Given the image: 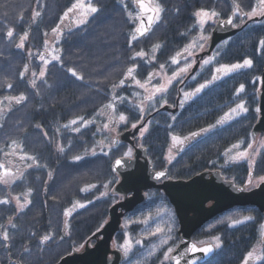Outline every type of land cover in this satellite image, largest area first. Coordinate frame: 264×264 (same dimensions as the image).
I'll use <instances>...</instances> for the list:
<instances>
[{"label":"trees","instance_id":"16d2710c","mask_svg":"<svg viewBox=\"0 0 264 264\" xmlns=\"http://www.w3.org/2000/svg\"><path fill=\"white\" fill-rule=\"evenodd\" d=\"M65 1L47 0L44 11L41 6L43 0H0V19H12L10 23L0 22V100L6 107L5 97L21 94L26 97L18 108L0 114V156L12 139H21L25 144L29 125L33 124V118L29 117L33 115V109L43 114L61 112L60 142L64 149L58 159L54 179L46 187V193L43 191V183L29 184L31 188L34 187L29 207L17 212L11 205H0V226L3 224V216L6 215L14 216L12 224L19 228L10 232L8 242L0 241V264H6L8 259H17L20 264H54L68 253L71 247L80 245L101 226L107 217L109 206L116 200L109 195V190L115 182L111 163L125 155L128 147L122 143L112 146L109 140L107 149L104 147L96 152L97 156H92L91 151L97 145L99 136L95 127L89 124L84 126L80 118L88 121L91 118L87 117V114L93 112L96 115L100 108L114 101L118 113L128 115L127 125L120 127L119 131L128 129L132 123L137 124L146 118L139 116L138 107L130 100L135 96L132 95L134 89L129 88V79L125 78L128 68H133L131 78L134 81L148 82L150 75L154 70H158L161 64L165 65L163 69L170 75L176 68H184L193 63L192 58L178 64L172 63L175 55L191 45L195 34L199 32L198 26L193 22L171 23L172 14L169 7L172 0H156L162 11L152 31L148 37L136 38L133 42L129 37L133 33L131 22L126 17L128 9L110 2L107 8H100L92 23L81 25L75 32L61 38L56 46L61 51V60L50 63L45 79L41 82L39 80L36 87H30L28 83L35 79L28 77L25 65L32 66L35 72L39 71L37 56L45 46L42 29L53 27L54 13L58 11L56 8ZM205 1L224 4L223 0ZM236 3L241 10L251 11L252 7L257 6L258 0H236ZM187 4L191 5V2ZM34 12H39L40 15L34 18ZM44 23L47 24L43 25ZM8 28L13 29L12 39L6 35ZM25 32L28 33L24 41L25 46L17 49L19 38ZM260 39H264V21L251 22L227 39V43H220L210 56L212 63L202 65L194 75L195 79L191 78L181 88V93L189 92L201 83L210 81L215 68L220 64H242L244 59H250L253 61L252 67L243 68L209 84L200 94L187 100L183 108L180 107L173 115L176 120L166 112H158L149 119V131L140 142L141 146L146 148L147 157L155 171L166 170L167 177L186 180L203 170L217 169L225 179L232 180L237 186L246 182L248 161L234 162L228 157L226 150L239 143L241 147L237 150L243 151L247 143L254 141L251 129L258 115L256 92L264 65ZM154 45L159 47L153 62L133 57L135 53L148 50ZM68 68L76 70L83 79L76 80L67 72ZM21 72L25 73L23 77L20 76ZM121 80L125 81L123 88L114 96L111 89L120 85ZM157 82L152 80V84ZM241 83L245 84L246 91L240 96L248 108L247 113L241 114L224 126L216 125L213 130L202 133L187 146L181 148L179 144H174L171 139L173 135L183 140L185 136H191L192 132H200L201 128L216 124L225 112L235 107L236 103H239L235 89ZM9 84L12 85L11 88ZM178 86L179 82L173 83L163 95L151 101L147 115L161 105L174 104ZM153 103L155 107H152ZM71 114L74 116L70 117ZM47 119L52 124L56 122L55 117ZM73 119L78 121L77 125H71ZM76 127H80V132L72 133ZM46 128L48 130V127ZM30 134L34 145H46L39 133L31 131ZM104 151L109 152V156H103ZM259 153L264 154V148H260ZM76 154L83 159L75 161ZM261 154L255 157L253 171L256 177L264 175V155ZM105 184L109 187L105 188ZM24 187L26 190V186ZM5 192H0V195ZM75 202L84 204L85 207L74 211L67 218L66 229L59 242L61 252L47 256L46 252H43L44 249H41L43 244L36 237L35 240L28 239L29 233L36 235L37 227L40 228L41 234L46 233L44 230L54 228L60 211L64 216V211ZM162 210L170 212L173 228L169 232L156 233L159 235L155 239L146 238L149 232L139 230L138 218L142 219L146 215L154 217ZM244 216H252L253 220L234 224L237 220H243ZM59 224L60 219L57 226ZM123 225L124 231L115 237L117 248L124 251L121 245L123 239L128 236L132 240L133 253L136 252L133 258L138 259L140 264H168L163 254L176 243L177 222L172 207L159 191H148L144 203L124 217ZM263 231L264 219L257 208L235 207L204 224L194 233L192 239L196 243H212L215 247L212 257L203 264H242L243 258L259 243ZM56 235H59L58 230ZM163 235L167 237V244L162 243L165 240L161 239ZM216 237L220 238L219 241ZM137 240L140 241L139 244L136 243ZM157 240H161L158 251L150 258H143L141 252L150 242ZM27 242H31L30 249L25 251L22 246ZM5 243L8 249L5 248ZM217 243L220 247H216ZM261 247L263 258L256 264H264V246ZM128 258L127 256L123 263Z\"/></svg>","mask_w":264,"mask_h":264},{"label":"water","instance_id":"95a60500","mask_svg":"<svg viewBox=\"0 0 264 264\" xmlns=\"http://www.w3.org/2000/svg\"><path fill=\"white\" fill-rule=\"evenodd\" d=\"M144 2L145 8L153 9L146 1ZM135 5L140 12L136 29L138 27L145 28L143 36H140L136 29L135 35L138 38H143L153 25L152 22L149 26L147 20V16L152 13L142 12L138 0L135 1ZM238 11L240 12L241 9L238 8ZM263 19L264 17L261 16L253 17L251 20L238 25L237 28L230 26L221 28L218 26L219 20L214 25L205 43L206 48L195 55V62L184 81H187L196 73L201 60L210 56L219 43L241 31L250 22H257ZM182 85L178 86V95L174 107L163 105L143 122L138 123L136 128L125 130L112 139L116 143L119 141L126 144L133 150L130 158L127 156L116 158L123 161L117 170L113 171V168H116V159L111 163V172L116 178V182L110 188L109 195L117 200L109 206L107 217L101 226L92 232L78 249H72L55 264H122L124 255L115 247V237L124 230V216L144 203L146 193L151 190L159 191L167 199L176 218L178 243L173 249L174 251L169 254L172 257L169 260L170 264H175L176 260H179L180 264H203L210 259L215 252L214 245L211 243L197 245L193 242L192 237L204 224L223 212L235 207L253 206L257 208L260 215L264 218V185L257 184L250 188L249 178L242 186H237L232 180L225 179L219 170L206 169L186 180L171 179L167 177L166 170H158L164 171L166 177L160 180L155 179L157 171L153 169L149 162L146 148L141 146L140 140L136 143L135 137L148 119L157 112L169 114L177 112ZM256 96L257 109L260 111H258L257 119L251 129V137L255 138V142L260 135L264 139V65ZM197 138L184 142L180 147L191 144ZM115 144L112 145L114 146ZM260 242L264 245V234ZM193 246L198 249L211 247L212 252L205 255L202 252L192 253L188 251Z\"/></svg>","mask_w":264,"mask_h":264},{"label":"flooded vegetation","instance_id":"af4514ba","mask_svg":"<svg viewBox=\"0 0 264 264\" xmlns=\"http://www.w3.org/2000/svg\"><path fill=\"white\" fill-rule=\"evenodd\" d=\"M135 1L136 0H80V2L83 3L85 7L82 9L74 10L72 13H69L68 17H66L65 19H63V21H61L60 18L63 16L64 12L67 11V9L72 6V4L77 3V0H66L58 8H56L58 11L56 13H54L55 20L53 21V25H52L53 27L52 28L57 27V25H59L58 32L53 33L52 28H48V29L44 28V29H42V33H43L42 36L44 37V40L47 41V43L49 42V40H52V42L53 41L59 42V41H61V38L64 35H66L68 33L75 32L81 24L84 25V24L93 22L95 15L97 13L96 14L87 13L86 12L87 6L91 5V6L97 7L98 9L103 8V7L107 8L109 6L110 2H113L114 4H117L120 8H123L125 10L128 9V11L131 10V15L130 16L126 15V17L131 22L133 36L138 38L135 35V29H136V26H137L139 18H140V12L136 8ZM144 1H146L149 4V6L153 9L158 5L156 0H144ZM188 2H191V5H188L187 4ZM223 2H224V4L223 3L222 4H219V3L218 4L217 3L211 4V3H207L205 0H192V1L191 0H172L170 2V7H169L171 14H172L171 23H173V24H180V23L186 24V23H192L193 22L194 25L198 26L199 32L195 34V36L192 40L198 39L199 37L203 38L204 36H206V39H204V40L207 41L214 25L219 20L227 19L228 16L230 14H232L234 11L239 13L238 8H237L238 4L236 3V0H223ZM41 6H42V9L45 11L46 6H47V0H43ZM256 7H258V8L260 7V0H258ZM200 9H204V10H207L209 12L216 11L219 14V16L208 19L209 22H207L204 25V27L201 28L200 25L198 24L199 18H197L195 16V12L197 10H200ZM243 12H250V11H243ZM256 16H259V15H256ZM256 16H254V17H256ZM157 18L158 17L154 18L152 27L150 28L149 32L143 38L149 36V33L152 31V28L155 25ZM233 18H234L235 22L237 23V25L243 24L245 21L249 20V19H247V17H245L244 22L241 23L239 14L234 16ZM81 20H85L86 22L80 24ZM11 21H12V19H0V22H3V23H10ZM262 21H264V19ZM46 24L47 23H44L43 25H46ZM46 38H48L49 40L48 39L46 40ZM140 39H142V38H140ZM206 41H205V43H206ZM56 46H57V44L55 45V48H53V49H58ZM44 47L46 49V45ZM45 49H43V50H45ZM58 50L59 51L56 54L60 56L61 51H60V49H58ZM178 53L180 55L177 56V54H176V56H175V58L177 59V64L183 62L187 58H192V60H193L192 64H194V62H195L194 57L199 52L196 53L194 56L192 55L191 57H189L188 51H186V49L183 48ZM46 56H49V53H46ZM37 59H38V62L40 64V66H39L40 67L39 71H40V69L42 67H44V65L39 58H37ZM49 59L51 60L50 56H49ZM204 60H205V58L201 60V64H200L199 68L202 67ZM52 62L53 61H51L50 63H52ZM179 70H180V68H176L173 73L179 72ZM189 70H190V68H188L187 71L185 73H183L181 76H178L177 79H175V82H179V85L183 84L182 86H184L185 83L188 82L193 77L192 76L187 81H184L187 74L189 73ZM27 71L29 74L28 77L31 79H35V86H33V83H32L33 81L28 83V85L30 87H36L37 85H39V83H37L39 80L41 82V80L45 79V77L41 78L39 76V71L35 72V69L32 66L31 67L28 66ZM33 72L36 73L35 77H33V75H32ZM46 73H47V68L45 70V75H46ZM173 73L170 75L173 76ZM42 83L44 86L46 85L45 82H42ZM166 91H167V89L162 93H156V95L153 96L151 100L145 99L146 107L143 108L144 109L143 113H141V111L139 110L140 108L138 109L139 110L138 113L140 114L139 116L140 117H143V116L148 117L150 114L156 112L160 107L157 109H154L153 111H150V113L147 115L149 103L151 101H153L154 99L163 95ZM194 91H195V89H192L189 92H194ZM34 93H36V91H34ZM183 96H184L183 93H181L177 112L180 109V101H181V99H183ZM176 98H177V96H176ZM175 101H176V99H175ZM175 101H174V104H167V105H171L172 107H174ZM6 104H7V106L6 107L3 106L2 109L0 110V114L3 111L10 112V111L14 110L15 108L19 107V104H15V102H12V104L9 105L8 100L6 101ZM164 105H166V104H164ZM115 106H116V104H115ZM33 111H34L33 115L29 116V117L33 118V124L29 125V131H28L29 135L27 136L25 144L22 143L21 139H19V140L18 139L17 140L12 139L11 142L9 143V145L7 146L6 150L3 151L1 156H0V165L4 166L2 169H0V172L8 171L9 173L12 174L13 177L19 176L20 172L23 173L22 176H19V178L14 179V181L11 182L10 185H6L5 183L0 182V189L4 190V191H0V192L2 193V192L6 191L5 194L0 195V199H8L10 201V203L7 205L8 206L11 205L13 208L16 209L17 212H20L21 210L18 209L16 198H19L20 203L23 204L25 202V198H26L27 193L30 192V195H27L28 201H30L34 195L33 194L34 187L31 188L29 186V184H37L40 182L43 183V185H44L43 191H44V193H46V187L48 186L49 182L52 179H54L56 169L58 168V159H60V157H61L60 155L62 154V152L59 151V149L62 148V144L60 142V136L62 133V125L59 123L60 122L59 116L61 115V112L60 113L57 112L56 114H43V113H40L39 111H36L34 109H33ZM176 113L170 114V115L173 116ZM91 114H92V116L95 115V114H93V112ZM91 114L90 115L87 114V117L91 118L92 117ZM119 115H124L125 117H128L127 114L122 113V112L118 113V117H119ZM73 116L74 115H72L70 117H73ZM47 117H55V119H56L55 124L50 123L49 120L47 119ZM60 117H62V116H60ZM67 117H69V116H67ZM75 117H78V116L75 115ZM147 124H148V121L145 124V126H147ZM123 126L124 125L117 127L118 130H117V133L115 134V136L118 135L119 133L131 128V127H129L128 129L119 131V128L123 127ZM46 127H48V130ZM31 131H35V133L36 132L39 133L41 135V137L43 138L44 142H46V145H43V147L34 145L33 139L32 140L30 139V135H31L30 132ZM72 133L77 134V132L75 130H73ZM135 138H136L135 142L137 143L141 139V136H139L137 134V136ZM111 141H112V139L110 140V144H111ZM31 143H32V146L30 147ZM118 143H121V142L118 141L116 144H118ZM122 144H124V143H122ZM127 147L130 148L129 146H127ZM177 151H179V148L177 149ZM21 156H31L34 159L33 160H27V159L21 160L20 159ZM76 156H77V154H76ZM120 157H126V156L122 155ZM74 158H75V156H74ZM29 165H32V166L29 167ZM49 172L53 173V176L51 179H49V177H48ZM4 179H10V177H5ZM115 182H116V178H115ZM24 186H26V190H25ZM16 190H18L17 193H16ZM43 196H45V195H43ZM30 205H31V203H28L27 207H29ZM78 205L79 204L77 202H75L66 210H71V214H72L74 211H77L80 208ZM75 206H76V208H74ZM27 207H25V208H27ZM68 217L62 216V213L60 211L59 216H58V218L60 219V224H59L60 227L57 226V223L59 222V219H58L56 226L54 228H49L47 230H44L46 233L41 234L40 228L37 227L36 228V231H37L36 235H34L33 233H29L28 239H34L35 240V237H36L41 242L45 235L49 236V240L44 241L42 243L43 246L41 247V249L42 248L44 249L43 252H46L47 256L52 255V253H54V255H58L61 252V247L59 245V242H60L62 235L64 233V229H66ZM13 218H14V216H6V215L3 216L2 220H1V222L3 224L0 226V241L1 242H4L3 241V233L5 231H7L9 236H10V232L19 229L18 227H14V228L12 227V223L14 220ZM123 220H124V218H123ZM47 225H48V223H47ZM57 230L59 231L58 236L56 235ZM263 233H264V231H263ZM177 243H178V240H177V235H176V243H175L173 249L176 247ZM194 243H196V242H194ZM206 243H208V242L204 241V242L196 243V244L197 245H204ZM30 244H31V242L30 243L29 242L23 243V246H22L23 249H30ZM80 245H77L75 247H71L70 251L72 249H78L80 247ZM5 248L8 249V246ZM119 250L123 253L124 257L126 258L124 251L122 249H119ZM258 252L261 255V257H263L262 247L259 249ZM47 253H49V254H47ZM68 253H66V254H68ZM167 261H168V264H170L169 260H167ZM258 262H260V261H258ZM258 262L255 261V258H251L248 261V264H256ZM6 264H20V263H19V260H17V259L16 260L15 259H8V260H6ZM242 264H244V260H243Z\"/></svg>","mask_w":264,"mask_h":264},{"label":"snow or ice","instance_id":"6c2138e0","mask_svg":"<svg viewBox=\"0 0 264 264\" xmlns=\"http://www.w3.org/2000/svg\"><path fill=\"white\" fill-rule=\"evenodd\" d=\"M138 3H139V7H140L142 12H150V13H152L151 15L147 16L148 24L150 26L152 24V22H153V19L155 17H158V15L162 11V9L160 8L159 5H157L154 9L145 8L144 0H138ZM84 7H85L84 4L81 3L80 0H77V3L72 4V6L69 7L67 9V11L64 12L63 16L60 18L61 21H63V19L68 17L69 13H72L74 10L82 9ZM237 8H239L238 5H237ZM99 10L100 9H98L97 7H94V6H91V5L87 6V8H86V12L89 13V14H96V13H98ZM238 14L240 16L241 23L244 22V18L245 17H247V19H249V20H251L256 15L264 17V0H260V7L259 8L258 7H252L250 12H243L241 10L238 13V12L234 11L232 13V15H229L226 20H220L219 23H218V26L221 27V28H224V27H227V26H230L232 28H237L238 25L235 22L233 17L238 15ZM39 15H40L39 12H34L33 13V17L34 18L39 16ZM195 16L197 18H199L198 19V23L201 26V28H203L204 25L207 23L208 19L213 18V17H218L219 14L216 11L209 12L207 10L200 9V10H197L195 12ZM85 22H86L85 20H81L80 21V23H85ZM58 28H59V25H57V27L52 28V32L53 33H57L58 32ZM136 32L139 33L140 36H143L144 33H145V28L144 27H138L136 29ZM6 35H7V37L9 39L14 38L13 29L12 28H8ZM27 37H28V33L27 32H25L23 35H21L20 38H19L20 42L16 45V47L17 48H24V46H25L24 41L27 39ZM203 38L206 39V37H203ZM134 39H136L135 36H133V40ZM225 43H227V41H225ZM259 44H260L261 52H262V54H264V39H260L259 40ZM45 45H47V41H45ZM157 47H159V45H157ZM200 47L203 48V45H200ZM58 51H59L58 49H53L52 52L49 53V56L51 57V60L49 59V56H46L44 53L40 54L39 59L42 61L43 65H44V67H42L40 69V71H39V76L41 78L45 77V70H46L47 66L50 64L51 61L59 62L61 60V57L56 54ZM30 55H31V53H30ZM179 55L180 54L177 53V56H179ZM136 56L143 57L144 53L142 51L141 52H137ZM172 63L173 64L177 63V59L175 57L172 59ZM208 63H209L208 60H204V64H208ZM252 65H253V61L250 60V59H244L242 64L241 63L220 64L219 67L215 68V70H214V72L212 74V78H211L210 81H207L206 83H201L199 85V87H197L195 89L194 92L185 91L183 93L184 99L180 101V107L183 108L185 106V103L187 102V100H189L192 97H195L198 94H200L202 92V90L206 89L208 87V85L212 84L214 81L220 80L223 77H227L229 74L236 73V72H238L239 70H241L243 68H251ZM160 67L163 69L165 67V65L161 64ZM188 68H191V64H187L184 68H180L179 72L173 73L172 78L170 80H168V84H171L172 81L177 79L178 76H181L183 73H185ZM27 69H28V66L25 65V71H27ZM67 72L72 77H74L76 80H82L83 79V77L81 75H79L78 72L76 70H74L73 68H68ZM132 73H133V68H131V67L128 68V74L131 75ZM24 74H25L24 72H21L20 76L23 77ZM32 75H33V77H35L36 73L33 72ZM151 78L152 77L150 75L149 81L151 80ZM192 78L195 79V76H193ZM124 82H125L124 80H121L120 84L123 85ZM32 83H33V86H35V80H33ZM136 84L139 85L140 87H145V85L141 84V82L139 80H136ZM8 86L10 88L12 87L11 84H9ZM164 91H165V85L162 84V85L154 88V90L152 91V94L150 96L146 97L145 99L146 100H151L152 97L156 95V93H162ZM245 91H246L245 84L241 83L239 85V87L235 89V92L237 94V99L239 100V103H236L235 107L230 108V110L228 112H225L224 115L220 119H218L216 121V125L224 126L229 121H232L236 117L241 116V114L248 112V108H247L243 98L240 96V94L244 93ZM5 99L8 100L9 101V105H11L12 102H15V104H21L23 101L26 100V97H25V95L21 94L19 96H7V97H5ZM121 99H123V98H121ZM161 106H163V105H161ZM108 107L111 108V107H113V105L109 104ZM152 107H155L154 103L152 104ZM140 111H141V113H143L144 109L141 108ZM257 111H260V110L258 109ZM80 119L83 121L84 126H86L89 123V121L84 120L83 117H81ZM118 119H119L120 122H123V121H125L126 117L124 115H120ZM172 119L176 120L177 118L175 116H173ZM77 123H78V121L76 119L71 120V125H77ZM104 127L105 128H109L110 125L105 124ZM132 127L136 128L137 127L136 123H132ZM214 127H215V125H210L209 128H201L200 132H192L191 136H185L183 138V140H181L180 137L175 136V135H173L171 137V139H172V141L174 143L183 144L184 142H186L188 140L195 139V138L199 137L202 133H208ZM75 131L76 132H80V127H76ZM148 131H149V128L147 126H143L141 128V130H140L141 138L145 137V134ZM253 142H255V138H254ZM253 142L247 143V147L243 151H238L235 156L231 157V159L234 162L237 161V160H247L248 163H249V171H248L249 180H248V183L250 185L253 184V183H256L258 185H264V175H260V176L256 177L255 173L253 171V167H254V164H255V157H256L257 154H261V153H259V149L258 148L257 149L253 148ZM115 143H116L115 140L111 141V144H115ZM240 147H241V145L239 143L238 144H233L232 148L227 149L226 152H231L232 149H239ZM259 148H264V139L259 141ZM59 151L60 152H64V149L60 148ZM132 152H133L132 148H128L127 152L125 153V156L130 158L132 156ZM91 155L94 156V157L97 156L96 151L93 150ZM102 155L107 157V156H109V152L104 151V152H102ZM261 155H264V154H261ZM20 159L21 160H24V159L33 160L34 158L31 157V156H21ZM82 159L83 158L81 156H79V155L75 156V158H74L75 161H81ZM122 163H123V161L121 159H116L115 160L116 168H113V171L117 170V168L119 166H121ZM31 166L32 165H29V167H31ZM3 167H4L3 165H0V169H2ZM22 175H23V173L20 172L19 176H22ZM19 176L13 177L12 174L9 173L8 171H3V172H0V182L5 183L6 185H10V183L13 182L14 179L19 178ZM52 176H53V173L49 172L48 173L49 179H51ZM5 177H10V179H4ZM165 177H166V173L164 171H157L155 173V179L156 180H160L161 178H165ZM90 187L94 188L95 185H90ZM104 187L108 188L109 185L105 184ZM27 195H30V192L26 194L25 202L23 204L20 203L19 198H16L18 209L21 210V211L25 207H27L28 203H30V201L27 200ZM101 195L103 196L104 193H101ZM9 203H10V201L8 199H0V205H7ZM78 206L80 208H84L85 207L84 204H80ZM70 215H71V210H65L64 211V216L65 217H68ZM252 220H253L252 216H244L243 217V221L237 220V221H235V223L236 224H242L244 221H252ZM12 227L14 228L15 225L12 224ZM162 231H163V229H161L159 226H157L156 229L151 233V235L154 236V235H156V233H159V232H162ZM169 231H171V229H169ZM170 238L171 237H169V239ZM215 239L217 241H219L220 238L216 237ZM48 240H49V236L45 235L43 237V240L41 241V243H43L44 241H48ZM3 241L4 242H8L9 241V234H8L7 231H5L3 233ZM136 243L139 244L140 241L137 240ZM162 243L163 244H167L168 240L165 239V240L162 241ZM4 246L7 247V243H5ZM216 247H220L219 243H217ZM25 251H27V249H25ZM173 251H174L173 248L169 247L167 249V251L164 252V254H163L164 255V259L165 260L172 259V257L169 254L172 253ZM188 251H190L192 253L202 252L205 255H208V254H210L212 252V248L211 247H204V248H199L198 249L195 246H193V247L189 248ZM251 257H252V253L249 252L243 258L244 264H248V261L251 259ZM175 264H180V261L176 260Z\"/></svg>","mask_w":264,"mask_h":264},{"label":"rangeland","instance_id":"374dc122","mask_svg":"<svg viewBox=\"0 0 264 264\" xmlns=\"http://www.w3.org/2000/svg\"><path fill=\"white\" fill-rule=\"evenodd\" d=\"M126 15L130 16L131 15V10L127 11ZM207 22H209V20ZM132 36H133V34L129 36L131 42H133V37ZM204 37H206V36H204ZM47 39L48 38H46V40ZM192 41L193 42L191 43V45H189V46H187L185 48L186 51H188V54H189L188 56L189 57H191L192 55L194 56L196 53L200 52L201 50H204V48L206 46L205 45V41L206 40H204V38L199 37L198 39H195V40H192ZM57 43H58V41H56V42L53 41L52 42V40H49V42L46 45V49L44 47L43 49H45V50L42 49V51L39 53L37 58H39L41 53H44L46 55V53L52 52L53 48H55V45ZM44 44H45V40H44ZM200 45H203V48H201ZM154 46L149 48L148 50H144V51L141 50L144 53L143 57L136 56V53L133 55V57H136V58L138 57L140 59L148 60L149 62H153L155 54L157 52V47L156 46L154 47ZM18 49H20V48H18ZM141 51H139V52H141ZM205 60L209 61L208 64L212 63V57L205 58ZM203 65L205 66L207 64H204V62H203ZM26 72L28 73V71H26ZM152 74H153V76H152L150 81H148L147 83L146 82H141V84H144L145 87H140L139 85H137L136 81H134L131 78V75L128 74L127 77H125V78H128L129 82L131 83V85H129L130 86L129 88H131V90L134 89L132 95H133V97L134 96L135 97L134 98H130V100L133 101L136 104L138 109L146 107L145 98L152 94V91L154 90V88H156V87H158V86L163 84V85H165V90H166L173 83H176L175 80H173L171 84H168V80H170L172 78V76L168 75L166 73V71L164 69H162L161 67L158 70H154V72ZM152 80L153 81L157 80L158 82L156 84H152ZM121 88H123L121 84L117 85V86H114L111 89L112 94L114 96L117 95L118 90L121 89ZM121 95L122 94H120V96ZM109 104L113 105V107L109 108L108 107ZM109 104L104 106V107H102L101 109H99V111L96 113V115L92 116V114H91L92 117L89 120L88 124L92 125L93 127L96 128V133L99 136L98 143L92 149V151L93 150H95L96 152L97 151H101V150H103L104 147L107 149V147L109 146L108 141L111 140L112 138H114L115 134L117 133V130H118L117 127L118 126H122V125H127V122H128L127 118L123 122L119 121V119H118L119 118L118 117V111H117V108L115 107L114 101H112V103H109ZM3 106H5V105H4L3 101L0 100V110L2 109ZM105 124L110 125V127L109 128H105L104 127ZM213 125H215V127H216V124H213ZM207 128H209V127H207ZM214 128H212L211 130H213ZM138 135L140 136V131H139ZM262 139H263L262 136H259L257 138L256 142L253 143V148L254 149H257V148L260 149L259 148V141L262 140ZM174 144L177 146L178 143H174ZM92 151H91V153H92ZM237 152H238L237 149H232L231 152H227L228 157L231 159V157L235 156ZM251 185L252 186H256L257 184L253 183ZM74 208H76V206ZM241 221H243V220H241ZM137 223H139V225H138L139 230H143V231H148L149 232V234H147L146 238L150 237L152 239H155V237H158V235H159V234L158 235L156 234L154 236L151 235V233L156 229L157 226H159L161 229H163L162 232H165V231L169 232V229L173 228L171 226L170 212L169 211H163V210L161 212H158V214H156L154 217L146 215L142 219L138 218ZM234 224H236V223H234ZM162 232H159V233H162ZM165 238H167V237L165 235H163L161 239H165ZM131 241L132 240L128 236L123 239V242H122L121 246L123 247V249L125 251L124 254L126 255V258H127V256L129 257L125 261V263H123V264H140V261L138 262V259L133 258L134 254H136V252L133 253V249L131 247L132 246V242ZM160 242H161V240L150 242V244L148 246H146L145 250H143V252H141V255L143 256V258H145V259L146 258H150L155 252H157L158 251V245L160 244ZM260 248H261V243L259 241V243L255 246V248L252 251H250L252 253V257L251 258H255L256 262L261 261L262 258H263V257H261V255L258 252Z\"/></svg>","mask_w":264,"mask_h":264}]
</instances>
